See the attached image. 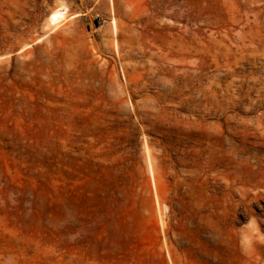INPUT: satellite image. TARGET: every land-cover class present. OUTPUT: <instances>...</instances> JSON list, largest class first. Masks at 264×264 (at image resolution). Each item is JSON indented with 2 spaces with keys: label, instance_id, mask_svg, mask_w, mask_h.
<instances>
[{
  "label": "rangeland",
  "instance_id": "obj_1",
  "mask_svg": "<svg viewBox=\"0 0 264 264\" xmlns=\"http://www.w3.org/2000/svg\"><path fill=\"white\" fill-rule=\"evenodd\" d=\"M0 264H264V0H0Z\"/></svg>",
  "mask_w": 264,
  "mask_h": 264
},
{
  "label": "bare ground",
  "instance_id": "obj_2",
  "mask_svg": "<svg viewBox=\"0 0 264 264\" xmlns=\"http://www.w3.org/2000/svg\"><path fill=\"white\" fill-rule=\"evenodd\" d=\"M65 17H67V15L65 14V10L64 9H59V10H56V11H53L50 13V15L47 17V23L51 26H54L57 28V26H59V24L64 21V19H66ZM114 28V27H113ZM55 29V28H54ZM116 29V28H115ZM115 32V31H114ZM148 175L150 176L151 180L153 181V173H154V170H153V166L151 165L150 161L148 160ZM154 182V181H153ZM152 182V183H153ZM151 183V184H152ZM155 200V199H154ZM157 200V199H156ZM156 204V203H155ZM158 208V207H157ZM156 208V209H157Z\"/></svg>",
  "mask_w": 264,
  "mask_h": 264
},
{
  "label": "clouds",
  "instance_id": "obj_3",
  "mask_svg": "<svg viewBox=\"0 0 264 264\" xmlns=\"http://www.w3.org/2000/svg\"><path fill=\"white\" fill-rule=\"evenodd\" d=\"M241 227L243 228V227H244V225H242ZM242 235H244V234L242 233Z\"/></svg>",
  "mask_w": 264,
  "mask_h": 264
}]
</instances>
